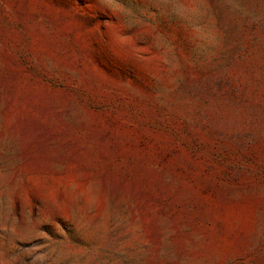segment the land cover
<instances>
[{
    "label": "rangeland",
    "instance_id": "1",
    "mask_svg": "<svg viewBox=\"0 0 264 264\" xmlns=\"http://www.w3.org/2000/svg\"><path fill=\"white\" fill-rule=\"evenodd\" d=\"M0 264H264V0H0Z\"/></svg>",
    "mask_w": 264,
    "mask_h": 264
}]
</instances>
